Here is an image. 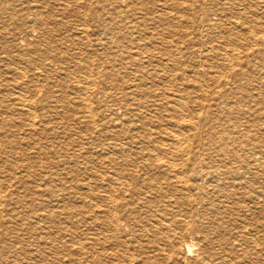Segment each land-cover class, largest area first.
Here are the masks:
<instances>
[{
	"label": "bare ground",
	"instance_id": "6f19581e",
	"mask_svg": "<svg viewBox=\"0 0 264 264\" xmlns=\"http://www.w3.org/2000/svg\"><path fill=\"white\" fill-rule=\"evenodd\" d=\"M259 70L264 0H0V264H264Z\"/></svg>",
	"mask_w": 264,
	"mask_h": 264
},
{
	"label": "rangeland",
	"instance_id": "374dc122",
	"mask_svg": "<svg viewBox=\"0 0 264 264\" xmlns=\"http://www.w3.org/2000/svg\"><path fill=\"white\" fill-rule=\"evenodd\" d=\"M177 70V69H176ZM259 72H260V74L262 75V74H264V71L263 70H259ZM123 81H125V79L123 80ZM245 82V81H244ZM62 83V82H61ZM62 87H64L63 85H62ZM159 95L160 96H162V88H160V90H159ZM156 100H158V99H156ZM119 104H123L122 103V101H119L118 102ZM158 104H159V102H158ZM156 108V107H155ZM160 111H162L163 113V118H164V120H166L167 119V115L166 114H164V111H163V109H159ZM107 115V114H106ZM119 116V115H118ZM110 117H108L107 116V118L106 119H109ZM249 119H252V118H249V117H246L245 119H242L241 121H242V123H244V122H246V121H248ZM262 128H264V126H262ZM61 130H58V132H60ZM163 132V131H162ZM241 132H243V131H241ZM155 137L158 135V131H156L155 132ZM65 137V136H64ZM76 137V135H73V136H70V139H73V138H75ZM256 157V156H255ZM254 157V158H255Z\"/></svg>",
	"mask_w": 264,
	"mask_h": 264
}]
</instances>
